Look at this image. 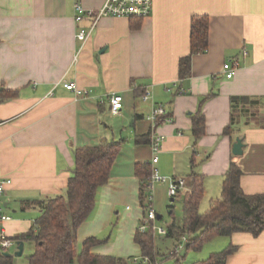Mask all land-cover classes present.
Instances as JSON below:
<instances>
[{"label":"crops","instance_id":"obj_1","mask_svg":"<svg viewBox=\"0 0 264 264\" xmlns=\"http://www.w3.org/2000/svg\"><path fill=\"white\" fill-rule=\"evenodd\" d=\"M80 2L92 10L102 4ZM73 3L0 0V89L17 92L0 103V177L10 181L2 195L10 217L2 225L5 235L25 234L40 215L38 202L65 194L73 151L102 140L119 142L120 151L108 183L97 190L94 209L76 233V254L84 239L97 237L107 242L94 247L93 255L141 257L133 242L143 217L136 164H149L160 176L187 183L173 200L166 184L154 186L152 205L159 220L164 207L168 215L175 203L182 210L191 171L203 181L200 214L220 198L230 163L240 167L246 195L264 194V0H153L151 15L138 29H131V19L103 17L83 43L76 33L91 22H74ZM202 15L208 18V46L191 57L190 75L181 79L178 62L190 52L191 19ZM234 61L238 66L226 79L223 65ZM63 81L87 95L76 96ZM145 88L170 117L157 129L164 141L155 165L150 140L136 143L150 135L145 116L152 103L140 99ZM112 94L123 98L118 115L109 110ZM241 97L249 102L232 107L231 99ZM198 110L205 126L195 141L191 129ZM232 118L230 134H224ZM236 139L243 145L239 156L232 154ZM223 239L221 250L235 247L226 264H264V231L257 237L238 233Z\"/></svg>","mask_w":264,"mask_h":264},{"label":"trees","instance_id":"obj_2","mask_svg":"<svg viewBox=\"0 0 264 264\" xmlns=\"http://www.w3.org/2000/svg\"><path fill=\"white\" fill-rule=\"evenodd\" d=\"M142 19H131V29H138ZM1 42V40H0ZM208 46V18L194 16L190 24V52L178 62V76L184 79L191 72V57L204 53ZM16 91L0 89V103L15 98ZM249 102L248 98H232V107L237 102ZM253 102V101H252ZM254 103V102H253ZM230 126L224 134H230ZM204 116L198 110L192 119L191 133L195 141L204 134ZM136 139V143L148 142L150 135ZM120 143L102 140L95 146L80 147L73 151V169L64 195L47 197L38 202L40 215L33 226L13 241L31 242L33 252L27 264H134L131 259L113 256L93 255L91 250L107 242V239L88 237L83 240L81 252L76 254L74 245L76 233L87 220L95 206L96 192L108 183L114 161L119 154ZM151 169L149 164H136L134 174L139 180V203L146 216L150 203L147 201V182ZM242 171L236 163H230L221 187L220 198L203 214L199 204L204 194L201 175L191 171L188 191L182 196L183 216L180 220L171 217L165 238L177 239L180 234L188 237L184 249L199 251L205 243L215 237H230L233 234L248 233L257 237L264 231V194L246 195L240 186ZM149 229V230H148ZM136 231L133 242L139 248L146 264H157L158 255L154 246L153 231ZM235 251L229 245L221 251L210 254L205 260L189 264H226L227 257ZM169 257L173 264H185V257ZM168 259V260H169ZM0 264H13L12 258L1 255ZM137 264H143L141 262ZM160 264V263H159Z\"/></svg>","mask_w":264,"mask_h":264},{"label":"built area","instance_id":"obj_3","mask_svg":"<svg viewBox=\"0 0 264 264\" xmlns=\"http://www.w3.org/2000/svg\"><path fill=\"white\" fill-rule=\"evenodd\" d=\"M153 9V0H102L101 6L96 9H86L80 0H74L73 11H74V22L76 24L81 23L85 18L90 20V26L88 29L78 28L76 33V40L83 43L89 37L90 32L97 25V22L103 17H113V18H124V19H145L149 17ZM238 63L236 61L231 63H225L223 65L222 71L226 79H231ZM62 86L73 92L76 96L87 95L84 89H80L75 83L62 82ZM180 94L183 91L179 92ZM140 99L144 103H152V92L149 88H145L140 96ZM109 110L111 114L118 115L122 110L123 98L119 94H112L108 98ZM145 120L150 125V148L152 151L151 164L155 165L157 163V155L160 152L161 145L164 141V136L157 132L160 124L164 122H170V117L168 116V111L165 105L152 103L150 111L145 116ZM147 182V201L150 203L148 210L146 211V216H143L141 222L138 226V231H146L151 224V230L156 232L158 235H167V229L156 228L155 222L157 221V214L153 208L152 201V191L157 184L167 185V194L170 199H175L181 195V193L186 190V181L184 179L173 178V177H162L157 171L152 168L150 175L146 179ZM10 184L8 179L0 177V252L8 251L11 248H16L15 241L5 235L2 225L10 221V217L4 213V207L2 204V195L6 187ZM188 243V237L185 234H180L177 239H175L174 247L169 252L168 258L174 255H179L184 251ZM132 263L137 264L139 262L146 264L148 262L147 258H133Z\"/></svg>","mask_w":264,"mask_h":264},{"label":"rangeland","instance_id":"obj_4","mask_svg":"<svg viewBox=\"0 0 264 264\" xmlns=\"http://www.w3.org/2000/svg\"><path fill=\"white\" fill-rule=\"evenodd\" d=\"M164 208L161 210V214L163 215V218L155 222L156 228L166 229L167 225L171 221V217L175 218L176 220H180L183 216L180 203H175L173 205L171 215H168L167 213L168 210ZM200 210L201 213H203L204 211L202 210H206V209H200ZM153 238H154L155 250L158 253V255L156 256L157 264L159 263L173 264V261L168 258V254L174 247L175 239L165 238V236L158 235L156 232H153ZM223 241H224L223 237L212 238L210 241H208L203 245L201 250L199 251L188 250L187 252L183 251L179 254L180 255L179 257H185V264H189L195 261L205 260L210 256V254L221 250L222 248L221 243ZM14 250L15 248L13 247L9 251L13 253ZM32 251H33V245L29 242H26L24 244L22 255L20 257L13 258V264H27V258ZM136 258H138L139 260L141 259L140 256H136Z\"/></svg>","mask_w":264,"mask_h":264},{"label":"water","instance_id":"obj_5","mask_svg":"<svg viewBox=\"0 0 264 264\" xmlns=\"http://www.w3.org/2000/svg\"><path fill=\"white\" fill-rule=\"evenodd\" d=\"M242 141L240 139H236L235 143L232 146V154L234 156H239L242 154ZM160 219V216H157V220ZM15 246H16V251L12 254L8 251H2L1 255L7 258H11V257H20L23 253V248H24V242L22 241H16L15 242Z\"/></svg>","mask_w":264,"mask_h":264}]
</instances>
